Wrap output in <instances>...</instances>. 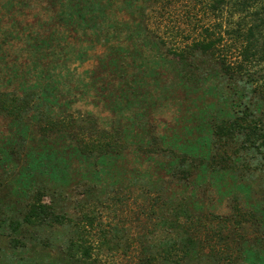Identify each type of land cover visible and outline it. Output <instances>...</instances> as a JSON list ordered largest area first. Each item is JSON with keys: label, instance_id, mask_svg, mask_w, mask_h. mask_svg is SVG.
<instances>
[{"label": "rangeland", "instance_id": "374dc122", "mask_svg": "<svg viewBox=\"0 0 264 264\" xmlns=\"http://www.w3.org/2000/svg\"><path fill=\"white\" fill-rule=\"evenodd\" d=\"M62 1L72 28L66 33L78 49L69 66L82 85L69 105L67 92L57 93L61 101L56 114L84 117L79 126H116L128 149L84 160L61 139L44 145L36 139L11 138L9 129L23 133L26 128H8L0 115V264H75L66 258L69 240L77 237L75 224L82 214L93 216L96 201L113 192L115 204L97 209L101 215H95L97 224L113 228L110 241L93 251L102 264H137L144 253L141 246L158 244L171 233L161 229L159 216L179 208L204 219L191 225L192 243L181 242L187 253H179L175 263L159 259L155 264H264L260 83L229 78L202 56L188 66L162 58L161 48L149 49L136 39L128 40L133 53L125 62L111 52L100 64L108 29L98 32L76 24L72 15L80 10L81 0ZM127 1L136 6L134 0ZM121 7L120 19L135 16L133 9L125 11L127 5ZM21 11L28 9L23 6ZM91 84L97 93L83 87ZM39 184L44 189L37 192ZM55 188L62 189V196L50 204ZM33 197L66 220L62 225L33 220L12 232L10 223L22 221ZM151 210L155 212L149 217Z\"/></svg>", "mask_w": 264, "mask_h": 264}, {"label": "trees", "instance_id": "16d2710c", "mask_svg": "<svg viewBox=\"0 0 264 264\" xmlns=\"http://www.w3.org/2000/svg\"><path fill=\"white\" fill-rule=\"evenodd\" d=\"M109 2L81 0L80 10L72 15L76 24L87 25L93 31L99 32L102 27L111 29V32L106 31L109 37L102 44L104 52L100 64L105 62L101 61L103 59L109 60L111 52L113 58L116 55L118 61L125 62L133 53L127 46L128 40L136 39L149 49L161 48L162 58L178 59L185 66L198 57L207 58L210 63L219 65L222 74L229 78L260 83V95L264 97V0H134L136 6L129 5L127 0H112L114 8ZM121 5H127L125 11L133 9L135 16L130 13V19H120L117 12H122ZM23 6L28 12L21 11ZM63 6L62 0H0V74L3 78L0 115L8 128L13 125L26 128L23 133H12L9 129L11 138L36 139L44 145L52 139H61L65 148L84 160L122 154L128 147L116 126L108 129L97 128L95 124L84 127L78 125L83 123L84 117L75 120L56 114L61 101L57 93L66 91V104L69 105L82 85L69 66L78 49L72 47L73 41L66 33L72 28L67 24L70 15L64 16ZM195 67L194 70L199 69ZM3 69H6L5 76ZM83 87L91 93L98 91L92 84ZM185 156L190 158L191 152ZM185 175L188 176L187 171ZM42 189L43 185L39 184L36 191ZM54 190L50 204L62 196L61 188ZM112 194L103 201H96L93 216L82 214L75 224L77 237L69 240L66 248V258L74 260L75 264H102L101 256L93 255V251H97L98 244L110 241L113 228L110 223L97 224L95 215H101L97 209L115 204L117 193ZM144 194L145 199L151 197L147 190ZM28 209L21 222L10 223L12 232L19 230L22 224L54 221L62 225L66 220L41 199L33 197ZM181 209L168 211L164 216L157 213L161 229L171 233L158 244L141 246L144 253L137 258V264H155L159 259L175 263L180 258L179 253L183 256L188 252L181 242L192 243L191 225L201 223L204 217L194 219L189 210ZM154 212L151 210L148 216ZM14 243L19 244L18 241Z\"/></svg>", "mask_w": 264, "mask_h": 264}]
</instances>
